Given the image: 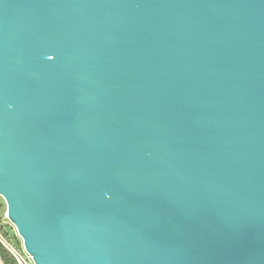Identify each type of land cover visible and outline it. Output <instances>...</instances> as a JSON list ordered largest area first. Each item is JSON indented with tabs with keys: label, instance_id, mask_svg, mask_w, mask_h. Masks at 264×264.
<instances>
[{
	"label": "water",
	"instance_id": "1",
	"mask_svg": "<svg viewBox=\"0 0 264 264\" xmlns=\"http://www.w3.org/2000/svg\"><path fill=\"white\" fill-rule=\"evenodd\" d=\"M0 197L35 264H264V0H0Z\"/></svg>",
	"mask_w": 264,
	"mask_h": 264
},
{
	"label": "built area",
	"instance_id": "2",
	"mask_svg": "<svg viewBox=\"0 0 264 264\" xmlns=\"http://www.w3.org/2000/svg\"><path fill=\"white\" fill-rule=\"evenodd\" d=\"M5 218L7 219L6 212H5ZM2 225H3V219L0 216V229H2ZM0 251H4L13 260L14 264H35L33 258L24 250L23 245H22V249H17L13 245L11 240L7 237V235L3 234L1 230H0ZM0 264H4L1 256H0Z\"/></svg>",
	"mask_w": 264,
	"mask_h": 264
},
{
	"label": "rangeland",
	"instance_id": "3",
	"mask_svg": "<svg viewBox=\"0 0 264 264\" xmlns=\"http://www.w3.org/2000/svg\"><path fill=\"white\" fill-rule=\"evenodd\" d=\"M5 212H6V206L3 199L0 197V216L3 219L2 229L0 230L3 234L7 235V237L11 240V242L17 249H22V242L19 239L13 225L9 222V220L5 218Z\"/></svg>",
	"mask_w": 264,
	"mask_h": 264
},
{
	"label": "trees",
	"instance_id": "4",
	"mask_svg": "<svg viewBox=\"0 0 264 264\" xmlns=\"http://www.w3.org/2000/svg\"><path fill=\"white\" fill-rule=\"evenodd\" d=\"M0 256L4 264H14L13 260L4 251H0Z\"/></svg>",
	"mask_w": 264,
	"mask_h": 264
}]
</instances>
